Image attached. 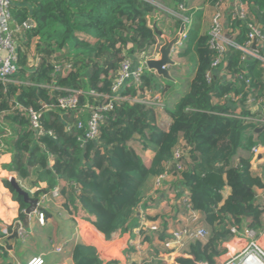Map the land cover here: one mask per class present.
<instances>
[{
    "label": "trees",
    "instance_id": "obj_1",
    "mask_svg": "<svg viewBox=\"0 0 264 264\" xmlns=\"http://www.w3.org/2000/svg\"><path fill=\"white\" fill-rule=\"evenodd\" d=\"M152 1L172 10L188 6L187 0H13L11 12L20 26V42L16 73L7 81L0 80V146L12 154L2 169L16 173L21 180L37 169L33 184L46 182L47 186L39 188L36 196L58 186L69 214L88 215L107 239H116L132 227L148 178L169 165L172 173L181 176L192 206L203 215L210 234L190 242L188 251L179 252L173 263L143 264H214L221 243L235 231L256 233L264 228V199L256 194L264 182L253 173L248 155L256 140L264 139V125L244 118L253 115L248 107L243 106V117H238L233 103L217 101L230 92L245 99L254 92L264 94L256 61H241L237 50L228 56L234 74L242 72L243 62L248 64L250 84L222 79L223 66L213 70L209 80L207 72L215 56L210 33L198 34L196 28L175 57L187 53L192 75L175 107L166 109L171 116L168 128L159 124L154 107L128 101L104 112L96 139H85L90 112L80 113L82 126L76 125L75 114L82 107L105 102L123 59L157 43L160 33L153 26L152 15L165 11ZM244 1L256 9L253 12L264 25V0ZM207 2L216 6L221 0ZM233 24L240 27L238 38L243 41L247 26L236 19ZM35 55L38 63L31 68L29 61ZM64 62L71 63V68L64 73L56 70ZM142 78L143 85L164 94L173 87L172 80L163 83L161 75L153 71H146ZM67 89L79 91L77 107L61 114L59 99L69 94ZM135 92L130 86L124 95ZM17 103L41 113L44 134L38 135L31 127L26 109L15 107ZM136 137L155 152L150 162L130 144ZM178 148L186 150L181 169L174 154ZM2 180L19 203L17 218L24 219L27 203L8 176ZM227 186L230 193L224 197ZM42 211L49 212L46 207ZM13 228L14 223L9 224L8 232ZM0 249L5 247L0 244ZM73 260L75 264H102L97 248L83 242L75 243Z\"/></svg>",
    "mask_w": 264,
    "mask_h": 264
},
{
    "label": "crops",
    "instance_id": "obj_2",
    "mask_svg": "<svg viewBox=\"0 0 264 264\" xmlns=\"http://www.w3.org/2000/svg\"><path fill=\"white\" fill-rule=\"evenodd\" d=\"M207 1L187 0L188 6L184 11L179 8L172 10L161 4L162 7L164 6L163 11L165 12L153 13V26H157V31L162 33L165 38L173 39L183 27L182 16L188 15L191 18L189 34L193 30L192 28H197L198 34L209 32L214 6ZM176 60V64L170 67L172 79L161 76L163 83L165 80H172L173 82L171 88L174 90L173 94L168 96L166 92L164 95V102L168 110L174 108L182 94L187 91L192 75V62L187 53L182 52ZM181 88L184 89L180 90ZM178 93L179 97H177ZM168 110L159 114L157 118L163 128H168L171 122ZM138 152L148 162L155 155L151 148H145L143 145L142 153L139 150ZM248 155L251 153L248 152ZM11 156L9 150L3 151L0 155V244L5 247V249H0V264H18L39 255H44L46 264H55V262L62 260H66L67 264H75L73 247L77 242L95 246L102 264H143L144 262L157 263L159 261L173 263L179 252L188 251L189 246L177 252H173L172 249H167L164 246V240L171 234V231L189 223L190 220L186 209L180 203L184 187L181 180L174 175L166 180L162 189L155 188V175L148 178L143 187L141 201L135 208L133 225L119 238L107 239L92 224L88 215L75 216L69 214L63 207V199L60 197L45 203L44 207L49 212L45 214L44 223H41L38 215L34 213L30 219V227L24 228V236L22 235L20 239H17L9 236V234L5 235L4 230L7 229L8 225L14 223L15 226V223L20 220L17 218L19 203L14 200L11 191L5 187L2 177H16L22 187L29 191L32 196H36L35 193L39 188L47 186L46 182H40L38 186L33 184L37 169L29 178L23 180L19 179L16 173L3 170L2 164L9 162ZM251 163L253 173L261 176L264 182V149L255 157L251 155ZM229 193L230 187L227 186L224 190V197H227ZM256 194L260 198L264 194V188L257 187ZM154 225L158 226V230L152 229ZM29 235L33 237L31 248L24 245V239ZM252 239H255L264 249V228L256 232L254 237L248 229L235 231L230 238L221 243L222 251L215 256L214 264L227 261ZM66 241L68 242L65 244ZM139 244H141L140 248H138ZM57 247H62L61 251L56 252L54 249Z\"/></svg>",
    "mask_w": 264,
    "mask_h": 264
},
{
    "label": "built area",
    "instance_id": "obj_3",
    "mask_svg": "<svg viewBox=\"0 0 264 264\" xmlns=\"http://www.w3.org/2000/svg\"><path fill=\"white\" fill-rule=\"evenodd\" d=\"M156 6L161 7V3L158 1H152ZM13 0H0V80L7 81L9 76L17 71V46L20 42V36L18 33L19 24L14 20L11 12V4ZM180 10L184 11L185 7L179 5ZM256 10V9H255ZM254 9H251L248 2L244 0H221L219 4L214 6V13L210 19V48L214 51V60L211 64V69L207 72L209 80L213 77V70L218 69L219 66H223L224 70L218 72L222 79H227L235 83H239L242 80L245 83L250 84L251 80L246 77L248 73L249 59L255 60L257 67L260 71V80L264 83V25L255 16ZM241 20L247 26V36L243 41H240L238 35L240 34V27L233 24L234 20ZM183 30L178 32V39L173 44L171 50V56L176 64V55L186 47L187 40L189 38V25L191 22L190 16H182ZM29 25V23H26ZM31 24V23H30ZM169 38H165L162 33L158 37L156 44L151 46L148 50L142 51L135 56L125 57L121 63L120 69L117 71L112 85V92L106 95L105 102L99 103L95 106L85 105L79 112H76L75 117L77 119V127L82 126V120L80 113L90 112V118L87 123L85 139H96L100 132V125L104 120V112L110 110L115 104H120L123 101L143 103L148 106L154 107L158 111V115L165 112L166 105L164 102V93L161 89L152 88L147 85H143V74L146 71L156 72L154 69H150L147 65L149 59H159L161 57V46ZM237 50L240 59L243 62V69L241 73L234 74L229 67L228 56L230 52ZM38 55L35 58H30L29 66L35 67L38 63ZM172 65H168L170 68ZM71 68V63L64 62L63 64H57L56 70L62 73ZM130 86L136 88L134 95H124L126 89ZM69 94L59 99L60 113H65L67 109H75L77 107L78 98L76 94L79 93L76 89H67ZM99 95V94H97ZM218 102L227 101L233 103L236 108L235 115L243 117L241 115L243 106L248 107L252 111V116L244 117L249 120H254L258 126L264 125V94L262 92H254L245 99L240 94H234L233 92L227 93L222 98L217 99ZM15 107L19 109H26V115L29 118L31 127L37 131L38 135L44 134L46 131L41 124V113L39 111L28 109L21 104H16ZM47 105L45 106V108ZM70 126L67 127L69 129ZM51 134L52 132L49 131ZM264 149V139L256 140L255 144L251 147L250 153L252 157H255L261 153ZM3 152V146H0V155ZM186 153L185 149L178 148L175 151V159L177 168H182L181 157ZM264 174V172H263ZM174 175L177 178H181L180 175L174 174L169 170V165L166 170L155 176L154 185L156 189H162L165 186L166 180ZM40 208L36 210V214L39 217V221L44 223L45 214L42 211L45 203L53 201L60 197L64 201L63 195L60 193L58 186L54 187L50 192L41 193L39 196ZM264 199V194L261 196ZM180 203L186 209L190 220L189 223L183 225L178 229L171 231V234L164 240V246L167 249H172L173 252L181 251L187 248L190 242L196 239H205L209 236L210 230L205 223L201 212L193 208L191 203L190 192L187 189H183ZM21 221V220H20ZM153 230H158V226H152ZM24 229L20 230V236L23 235ZM234 231V229H233ZM13 232V231H12ZM7 229L4 230L5 235L12 234ZM249 233L254 237L255 232L249 230ZM24 236V235H23ZM68 241L65 242V244ZM141 244L138 245V248ZM62 247H57L54 250L61 251ZM18 264H46L44 255L34 256L24 262ZM55 264H67L66 260L55 262ZM199 264H208L207 262H200ZM221 264H264V249L252 239L247 245L227 261Z\"/></svg>",
    "mask_w": 264,
    "mask_h": 264
},
{
    "label": "water",
    "instance_id": "obj_4",
    "mask_svg": "<svg viewBox=\"0 0 264 264\" xmlns=\"http://www.w3.org/2000/svg\"><path fill=\"white\" fill-rule=\"evenodd\" d=\"M31 22H32L31 20L28 21L29 24ZM183 28L184 26L182 27L181 30H183ZM177 39H178V35L174 37L173 39L166 40L160 49L161 57L159 59H149L147 61V65L150 69H154L157 74L167 79H172L168 65H173L174 63V60L171 56V50H172L173 44H175ZM261 129L262 128H259V130ZM10 180H11L13 187L17 191V193L19 195H22L24 198V201L27 203L24 219L21 221H17L15 223L13 232L10 235L12 237H16L17 239H20L21 237L20 230L30 227L31 216L36 212L38 208H40V205H39L40 199L38 196H32L29 191L23 188L20 182L16 179V177H11Z\"/></svg>",
    "mask_w": 264,
    "mask_h": 264
},
{
    "label": "rangeland",
    "instance_id": "obj_5",
    "mask_svg": "<svg viewBox=\"0 0 264 264\" xmlns=\"http://www.w3.org/2000/svg\"><path fill=\"white\" fill-rule=\"evenodd\" d=\"M214 13V11L212 12V14ZM212 14H211V16H212ZM193 30H195L194 28H192ZM192 33V32H191ZM195 33V32H194ZM194 33H192V35L194 34ZM191 35V36H192ZM184 88H181L180 90H183ZM173 89H170V90H168L167 91V93H166V95H172L173 94ZM179 91V90H178ZM177 97H179V93H178V96ZM130 144L133 146V147H135L137 150H139L141 153H142V145H141V142H140V140L138 139V138H136V139H133V140H131V142H130ZM30 236V235H29ZM27 236V237H25V239H24V245L28 248V247H30L32 244H33V237L32 236ZM31 248V247H30Z\"/></svg>",
    "mask_w": 264,
    "mask_h": 264
}]
</instances>
